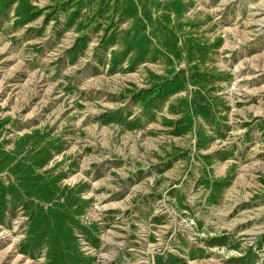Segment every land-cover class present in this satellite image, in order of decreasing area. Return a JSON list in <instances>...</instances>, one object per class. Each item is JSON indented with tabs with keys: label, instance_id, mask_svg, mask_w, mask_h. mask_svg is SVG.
<instances>
[{
	"label": "rangeland",
	"instance_id": "rangeland-1",
	"mask_svg": "<svg viewBox=\"0 0 264 264\" xmlns=\"http://www.w3.org/2000/svg\"><path fill=\"white\" fill-rule=\"evenodd\" d=\"M0 264H264V0H0Z\"/></svg>",
	"mask_w": 264,
	"mask_h": 264
}]
</instances>
